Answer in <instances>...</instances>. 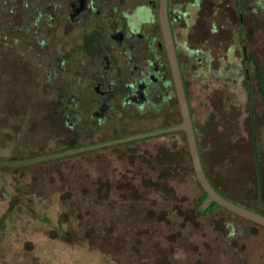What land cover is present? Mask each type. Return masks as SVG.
<instances>
[{
  "label": "rangeland",
  "instance_id": "obj_1",
  "mask_svg": "<svg viewBox=\"0 0 264 264\" xmlns=\"http://www.w3.org/2000/svg\"><path fill=\"white\" fill-rule=\"evenodd\" d=\"M255 3L259 12L243 18L240 32L235 2L215 17L207 6L198 19L191 9L204 60L188 82L208 180L228 202L264 217L263 107L254 77L257 65L264 72V0ZM0 39L3 163L159 131V124L131 125L92 143L75 138L40 63L27 62L41 49L25 44L26 33ZM203 196L183 133L0 166V264H264V227L222 208L201 213Z\"/></svg>",
  "mask_w": 264,
  "mask_h": 264
},
{
  "label": "flooded vegetation",
  "instance_id": "obj_2",
  "mask_svg": "<svg viewBox=\"0 0 264 264\" xmlns=\"http://www.w3.org/2000/svg\"><path fill=\"white\" fill-rule=\"evenodd\" d=\"M226 1L235 2L237 29L245 31L243 18L250 12L257 15L255 2L260 0L166 2L172 46L195 134L188 77L195 78L196 62L201 64L204 59L198 58L203 52L194 45V41L201 45L193 32L199 21L191 22L190 13L196 11L198 19L207 6L214 17L219 16ZM161 11V0H0V34L26 33L25 44L41 49L38 56L28 52L27 62L40 63L43 78L50 79L54 100L65 112L66 127L75 138L90 143L95 135L118 136L124 126L159 124L161 131L182 124ZM217 24L218 30H212L216 33L222 29L213 22ZM209 45V40L202 43L204 48ZM204 56L209 58L207 53ZM176 133L185 134L175 131L158 136ZM117 141L105 139L99 144L91 142L89 147Z\"/></svg>",
  "mask_w": 264,
  "mask_h": 264
},
{
  "label": "water",
  "instance_id": "obj_3",
  "mask_svg": "<svg viewBox=\"0 0 264 264\" xmlns=\"http://www.w3.org/2000/svg\"><path fill=\"white\" fill-rule=\"evenodd\" d=\"M162 1V11H161V19H162V24H163V29L164 33L166 36V40L168 43L169 51H170V58L172 62V68H173V73H174V78L177 86V92H178V98H179V103H180V111L182 114L183 122L180 126L174 127L172 129L168 130H161V131H156V132H150L147 134H143L140 136H134L130 137L121 141L117 142H112L108 144H103V145H97L93 147H88L84 149H79L75 151H70V152H65V153H59L56 155H50L49 157H42L39 159H36L34 161H26V162H21V163H3L0 162V166H7V167H15V166H23V165H28L31 163H38V162H43L47 160H53L61 157H66L78 153H83L87 152L89 150H95L99 149L101 147H106L109 145H114L117 143H127L131 142L134 140L138 139H145V138H150V137H155L158 135H162L165 133H171L175 131H183L186 135L187 138V143L189 146V151L191 155V160L193 164V169L196 175V179L203 189L204 193L208 196L207 199L204 201L202 206L200 207L201 212L205 213L206 211L209 210V208L213 204H217L220 208L224 209L225 211L236 215L238 217H241L245 220H248L254 224H257L259 226L264 227V217L260 216L258 214H255L249 210L243 209L241 207H238L230 202H228L226 199H224L211 185L210 181L208 180L201 161L199 149H198V142L195 134V130L193 128L192 120L190 117V113L188 110V105L186 102V97H185V92L184 88L182 85V80L180 76V70L177 64L176 56L173 50L172 46V40H171V35L169 31V26H168V16H167V9H166V2L167 0H161Z\"/></svg>",
  "mask_w": 264,
  "mask_h": 264
},
{
  "label": "trees",
  "instance_id": "obj_4",
  "mask_svg": "<svg viewBox=\"0 0 264 264\" xmlns=\"http://www.w3.org/2000/svg\"><path fill=\"white\" fill-rule=\"evenodd\" d=\"M262 4H260L261 6ZM250 66L248 65L247 68H249ZM253 69H254V66H253ZM256 74H254L255 78H256V81H257V87H258V90H259V94H260V100H261V106L263 107V113H262V120H263V123H264V72L262 71V69L260 68V66H256L255 70ZM90 151V150H89ZM0 162H3V161H0ZM212 185V184H211ZM214 188V187H213ZM215 189V188H214ZM207 195L204 193V196L202 198V201L199 205V207L202 206V204L204 203V201L207 199ZM220 208L217 204H213L208 211H206L205 213L207 212H212L214 211L215 209H218ZM201 212V210H200ZM203 213V212H201Z\"/></svg>",
  "mask_w": 264,
  "mask_h": 264
}]
</instances>
